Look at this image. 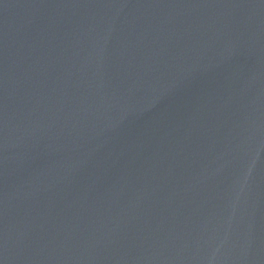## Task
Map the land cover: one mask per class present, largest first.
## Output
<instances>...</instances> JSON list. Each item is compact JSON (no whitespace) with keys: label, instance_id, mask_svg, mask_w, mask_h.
<instances>
[{"label":"water","instance_id":"water-1","mask_svg":"<svg viewBox=\"0 0 264 264\" xmlns=\"http://www.w3.org/2000/svg\"><path fill=\"white\" fill-rule=\"evenodd\" d=\"M0 264H264V0H0Z\"/></svg>","mask_w":264,"mask_h":264}]
</instances>
